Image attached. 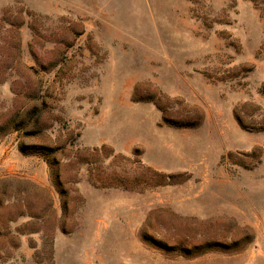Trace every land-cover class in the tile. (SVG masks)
<instances>
[{"label":"rangeland","instance_id":"1","mask_svg":"<svg viewBox=\"0 0 264 264\" xmlns=\"http://www.w3.org/2000/svg\"><path fill=\"white\" fill-rule=\"evenodd\" d=\"M0 264H264V0H0Z\"/></svg>","mask_w":264,"mask_h":264},{"label":"trees","instance_id":"2","mask_svg":"<svg viewBox=\"0 0 264 264\" xmlns=\"http://www.w3.org/2000/svg\"><path fill=\"white\" fill-rule=\"evenodd\" d=\"M59 183V182H58Z\"/></svg>","mask_w":264,"mask_h":264}]
</instances>
